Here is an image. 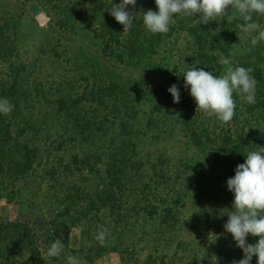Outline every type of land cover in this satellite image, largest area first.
Here are the masks:
<instances>
[{"label":"trees","instance_id":"1","mask_svg":"<svg viewBox=\"0 0 264 264\" xmlns=\"http://www.w3.org/2000/svg\"><path fill=\"white\" fill-rule=\"evenodd\" d=\"M18 2L30 16L47 12L60 31H84L100 44L103 57L119 65L144 67V58L157 55L167 40L185 32L194 47L188 66L222 76L223 65L217 54H229L238 39L245 37V52L236 64L253 69L256 103L248 104L241 94L234 93L236 109L229 123L216 124L212 117L196 111V102L190 87L185 88L183 76L176 80L179 103L173 102L169 92L155 89L147 90L150 97L144 103L149 104L151 114L147 128H158L161 120L165 122L170 116L194 147L212 148L218 158L231 162L235 168L245 162L248 152L258 149L253 150L243 132L232 123L240 110L264 121V41L253 47L251 38L256 33L242 32L237 27L243 23L241 19L229 23L222 16L205 25L200 23L198 14L191 18L176 15L168 33L152 34L143 24L142 12L157 11L155 0H137L135 8H127L136 19L131 30L123 32V25L108 10L121 0ZM253 19L264 27V16L254 15ZM9 26L0 19V49L6 45L11 49L13 44ZM54 55L61 57L58 51ZM157 70L164 73L159 67ZM85 81L79 91L61 87L51 111L42 119L32 116L25 120L24 113L14 110L17 103H13L10 115L0 114V185L12 190L0 195V199L18 202L23 194L20 185L24 184L34 185L33 193L38 198L44 191L43 203L38 205L41 212L33 219L22 216L33 213L37 207L34 201H20L19 217L15 220L0 216V264L56 262L58 257L46 256L48 247L57 238L69 240L72 229L77 227L82 234L81 264H95L106 254L118 255L123 264H140V257L130 253L126 242L133 246L137 232L145 238L144 244L152 238L157 244L178 226V201L173 203L163 194L169 186L167 159H159L150 166L149 159L138 152L141 131L136 121L144 97L138 99L131 91L101 76L93 83L89 78ZM261 144L264 147V139ZM101 226L107 229L103 244L95 238ZM221 237L223 258L219 264L242 259L243 251L235 241L225 232ZM248 238L252 244L258 240L252 235ZM256 260L253 256L251 264Z\"/></svg>","mask_w":264,"mask_h":264},{"label":"rangeland","instance_id":"2","mask_svg":"<svg viewBox=\"0 0 264 264\" xmlns=\"http://www.w3.org/2000/svg\"><path fill=\"white\" fill-rule=\"evenodd\" d=\"M20 7L18 0H0V19L10 23L8 32L14 44L11 49L8 45L0 49V99L6 98L13 106L17 103L18 108L14 110L24 113L25 120L32 116L42 119L46 112L51 111L52 101L61 87L67 91H79L86 85L85 79L89 78L93 83L100 76L118 83L138 99L144 97L140 101L136 121L141 131L137 140L138 152L144 159H149L150 166L159 159H167L169 186H165L163 194L168 195L173 203L178 201V226L156 241L157 244L152 241L154 238L144 244L145 238L136 232L134 247L128 242L125 247L140 257V264H212L213 256L219 264L223 258L221 236L225 232L234 241L224 224L228 220L226 213L234 210V194L228 190L227 180L235 176L236 168L231 162L218 158L212 148L194 147L170 116L165 122L161 120L158 128L152 125L147 128L151 123L150 106L144 103L150 97L147 90L168 92L173 84L177 85L176 80L190 69L188 61L194 49L192 39L185 32H179L162 45L157 55L144 58V67L119 65L113 59L103 57L100 44L84 31H60L47 12H43L46 19L41 23L37 18L40 12L30 16ZM245 41V37H240L229 54H217L220 62L221 57L231 60L230 65L221 63L223 74L228 68L237 67L238 57L245 52ZM54 51H58L61 57L56 58ZM158 67L164 73L161 74ZM212 121L224 124L215 116H212ZM232 123L243 132L253 150L262 147L264 121L240 110L237 120ZM35 179L38 181V177ZM20 187L23 194L18 202H9L5 197L0 199L2 218L17 219L20 201H34L37 205L35 212L25 214L22 219H33L40 214L38 205L43 203L44 191L38 198L33 193L34 185ZM11 191L0 185V195ZM222 210L224 215H221ZM61 242V254L51 264H69V256L77 258L81 264V228H73L69 240ZM203 255L204 258L198 261L197 258ZM95 264L123 263L118 255L106 254Z\"/></svg>","mask_w":264,"mask_h":264},{"label":"clouds","instance_id":"3","mask_svg":"<svg viewBox=\"0 0 264 264\" xmlns=\"http://www.w3.org/2000/svg\"><path fill=\"white\" fill-rule=\"evenodd\" d=\"M137 0H121L108 10L115 20L123 25V32L131 30L135 13L128 11L131 5L135 8ZM157 11L151 9L142 12V21L147 31L152 34H166L170 25L175 24L174 17L180 15L191 18L199 15L200 23L207 25L210 21H218V17L226 16L232 23L238 18L243 23L237 27L244 33H256L251 38V45L255 47L264 41V27L253 19V16H264V0H155ZM235 11L232 12L231 10ZM221 63L230 65L231 60L221 57ZM252 68L237 66L228 68L224 75L215 76L210 71L196 67L187 69L184 74L185 88L190 87V95L194 98L197 109L206 116H215L224 124L229 123L235 114L236 103L233 94H241L248 104L256 103L257 81L251 75ZM168 92L174 103H179L180 92L173 84ZM14 106L9 100L0 99V114L10 115ZM228 190L234 194L231 212H227L228 220L224 224L226 232L231 233L236 246L242 249L243 258L232 264H251L253 256L257 257V264H264V147L250 151L245 162L237 165L235 176L227 180ZM225 211H221L224 215ZM251 234L258 237L256 243H247L246 237ZM107 229L101 226L95 238L104 243ZM63 244L57 238L48 247V258L58 257ZM203 256L197 258L202 260ZM69 264H80L77 258L69 256ZM212 264H216V257H212Z\"/></svg>","mask_w":264,"mask_h":264},{"label":"water","instance_id":"4","mask_svg":"<svg viewBox=\"0 0 264 264\" xmlns=\"http://www.w3.org/2000/svg\"><path fill=\"white\" fill-rule=\"evenodd\" d=\"M37 18H38L39 22L42 23V22L45 21V19H46V15H45L43 12H40V13L38 14Z\"/></svg>","mask_w":264,"mask_h":264}]
</instances>
